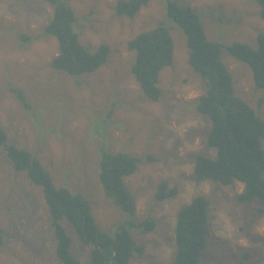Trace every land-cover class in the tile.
<instances>
[{
    "label": "rangeland",
    "instance_id": "obj_1",
    "mask_svg": "<svg viewBox=\"0 0 264 264\" xmlns=\"http://www.w3.org/2000/svg\"><path fill=\"white\" fill-rule=\"evenodd\" d=\"M77 16L81 42L92 52L106 43V64L82 75L56 70L52 60L59 44L45 32L54 6L46 0H0V127L8 143L31 151L51 173L58 187L82 194L92 205L99 226L114 233L125 225L144 246L131 264H174L175 227L179 211L199 195L210 201L208 246L200 264H264V203H239L244 184L196 181L195 157H215L208 145L211 119L197 110L206 80L189 61L182 27L168 15V0H150L133 18L119 16V0H63ZM197 14L208 39L225 45L244 42L258 49L264 32L256 0H176ZM160 23L174 40L171 65L159 73L162 96L149 99L132 66L136 52L128 41ZM29 36L24 39L22 36ZM222 59L234 80L236 94L264 120V88H257L249 64L224 47ZM12 87L21 88L26 108ZM264 148V139H263ZM103 150L139 158L126 176L136 198L134 215L106 196L100 179ZM161 182L176 187L175 196L158 199ZM154 219V230L131 226ZM71 237V252L91 264L92 245L83 244L74 226L61 221ZM0 228L6 235L0 264H61L53 217L43 188L26 171H17L7 151L0 150Z\"/></svg>",
    "mask_w": 264,
    "mask_h": 264
},
{
    "label": "trees",
    "instance_id": "obj_2",
    "mask_svg": "<svg viewBox=\"0 0 264 264\" xmlns=\"http://www.w3.org/2000/svg\"><path fill=\"white\" fill-rule=\"evenodd\" d=\"M53 4V18L45 28L47 34L57 38L59 49L52 66L70 75H82L98 70L107 63L111 47L102 43L95 52L80 40L75 28L77 16L74 9L63 0H46ZM264 19V0H256ZM150 0H119L116 13L135 17ZM168 15L184 30L189 49V61L196 72L206 80L207 90L199 97L197 110L211 119L208 145L216 149V156L198 154L195 157L196 181L212 179L223 185L244 184L237 196L239 203L256 200L264 203V120L236 94L231 72L222 59L224 47L239 60L250 65L257 88H264V32L258 35V49L244 42L225 45L208 39L200 17L190 7L176 0L167 1ZM24 39L29 36L23 35ZM129 50L135 51L132 72L152 101L160 100V71L174 58V40L162 23L139 33L128 41ZM20 102L30 108L23 89L12 87ZM4 148L17 171H26L30 180L43 188L46 203L53 217L57 239V255L61 264H82L71 252V237L61 221L67 219L75 228L83 244L92 245L91 264H131L135 254L142 255L139 244L125 225L114 233L103 230L92 210L91 203L80 193L67 187H58L51 173L31 151L8 143V134L0 127V150ZM139 158L124 152L103 150L100 162V179L107 197L124 211L134 215L136 198L128 189L125 177L136 172ZM176 187L169 188L161 182L157 198L162 200L177 194ZM210 201L199 195L183 207L175 227L176 255L174 264H200L208 246ZM133 227L149 232L156 228L154 219L132 223ZM5 231L0 228V249L5 241Z\"/></svg>",
    "mask_w": 264,
    "mask_h": 264
}]
</instances>
